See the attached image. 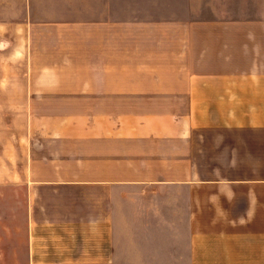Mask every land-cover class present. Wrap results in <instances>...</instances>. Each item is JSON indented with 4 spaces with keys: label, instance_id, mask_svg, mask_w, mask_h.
Listing matches in <instances>:
<instances>
[{
    "label": "crops",
    "instance_id": "0c3cea01",
    "mask_svg": "<svg viewBox=\"0 0 264 264\" xmlns=\"http://www.w3.org/2000/svg\"><path fill=\"white\" fill-rule=\"evenodd\" d=\"M205 2L0 0V264H264V14Z\"/></svg>",
    "mask_w": 264,
    "mask_h": 264
},
{
    "label": "rangeland",
    "instance_id": "374dc122",
    "mask_svg": "<svg viewBox=\"0 0 264 264\" xmlns=\"http://www.w3.org/2000/svg\"><path fill=\"white\" fill-rule=\"evenodd\" d=\"M205 4L207 7L211 5L208 2H205ZM211 7H214L216 11H224L229 16H234L235 18L240 19L251 16H259L257 15L259 13L264 14V0H215ZM24 229V225L20 224L18 227H13L12 239H10V242L6 243L8 249H12L13 253H18L19 255L21 252L26 250L27 235ZM1 232L5 231L1 229ZM77 245L78 243L76 242V247ZM73 246L74 244L72 243V240L68 242L67 236L58 230L57 234H53L52 230L46 232L45 234L46 251L59 248H73ZM47 257H51V255H48Z\"/></svg>",
    "mask_w": 264,
    "mask_h": 264
}]
</instances>
